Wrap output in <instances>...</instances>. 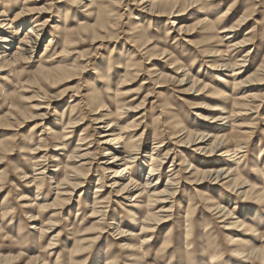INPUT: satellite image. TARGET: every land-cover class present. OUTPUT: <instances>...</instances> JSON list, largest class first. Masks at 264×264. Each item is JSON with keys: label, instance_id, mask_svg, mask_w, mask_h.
I'll return each mask as SVG.
<instances>
[{"label": "rangeland", "instance_id": "rangeland-1", "mask_svg": "<svg viewBox=\"0 0 264 264\" xmlns=\"http://www.w3.org/2000/svg\"><path fill=\"white\" fill-rule=\"evenodd\" d=\"M147 1L0 0V21L11 27L0 29V36L10 32L8 55L30 48L22 40L41 26L28 60L0 72V264H212L214 253L220 260L213 264H250L230 237L264 248V205L255 202L264 187V0ZM175 6L183 11L164 15ZM206 10L212 23L198 25ZM217 116L229 118L214 122ZM187 131L228 142L210 155L213 138L198 150L180 142ZM104 133L139 149L118 186L102 161L120 141L106 147ZM79 147L89 157L70 161ZM239 147L237 163L227 151ZM152 157L164 162L151 180L157 202L144 190ZM195 167L236 171L217 185ZM235 178L255 188L234 189ZM132 179V191L123 193ZM189 204L196 213L185 218ZM216 204L232 217L213 211ZM94 208L107 209L106 218ZM153 212L164 221L142 235ZM236 220L247 227L229 229Z\"/></svg>", "mask_w": 264, "mask_h": 264}, {"label": "bare ground", "instance_id": "bare-ground-1", "mask_svg": "<svg viewBox=\"0 0 264 264\" xmlns=\"http://www.w3.org/2000/svg\"><path fill=\"white\" fill-rule=\"evenodd\" d=\"M159 1H164V0H153V1H151L150 2V5H157L158 4V2ZM195 1H197V0H195ZM146 2H148L147 0H146ZM198 2V1H197ZM149 4V3H148ZM198 5V4H197ZM202 5V4H201ZM191 6V5H190ZM193 6H196V5H193ZM95 7V6H94ZM146 7V6H145ZM156 7V6H155ZM92 8V7H91ZM190 8H192V6L190 7ZM183 10L182 9H180V8H177L176 6L174 7V8H172V9H170V10H165V14L164 15H167L169 18H172L171 16H173L176 12H182ZM147 12V11H146ZM208 11L206 10L205 12H203L202 13V19H200L199 18V20H198V25H203V26H205L206 24H210V23H212L211 22V19H210V17H208ZM32 14V13H31ZM156 14V13H155ZM90 15V14H89ZM200 17V16H199ZM168 18V19H169ZM245 19V18H244ZM81 20V19H80ZM33 24V23H32ZM57 24V23H56ZM214 24V23H213ZM240 24V23H239ZM9 26V24H6V23H4V22H2V21H0V29L1 28H6V27H8ZM34 26V25H33ZM212 26V25H211ZM38 27H41L40 25H36L35 26V28H31V29H29L27 32H28V34L27 35H25L26 36V39L27 40H22V43H24L23 45L25 46V45H28V47H30V48H28V49H23L22 48V51L20 52V53H16L17 55H8L7 54V52L6 51H4V50H6V48H7V45L9 44V42H11V40L9 39V33L10 32H8V30H6L5 29V35H3V36H0V65H2V66H0V72H1V70H2V68L4 67H14V66H16L17 64H19V63H22V62H24V61H26V60H28V55L27 54H29V53H32L33 52V49H34V45H36L37 44V42L36 41H39L40 40V38H39V35H38V33L36 34V31H34V29H37V32L39 31V29H38ZM80 27L83 29V30H89L90 29V26H88V22L87 21H84V19H82L81 20V22H80ZM99 28V27H98ZM234 27H232L231 29H229V30H225V31H223V32H233V29ZM7 29H11V27L9 26ZM56 29H58V28H56ZM99 29H101V28H99ZM103 29V28H102ZM186 29V27L184 26V25H180L179 26V34H180V32L181 31H183V30H185ZM97 29L96 28H93V31H96ZM15 31H17V33L15 34V35H17L18 33H19V31H20V29H17V30H15ZM14 31V32H15ZM177 31V32H178ZM192 32V31H191ZM12 34V33H11ZM31 35H35V36H33V38L31 37V39H30V36ZM95 35V34H94ZM67 39H66V41H69V42H71L70 40H71V37L70 36H67L66 37ZM65 41V42H66ZM51 43L52 42H50V44H49V46L51 45ZM98 43V42H97ZM243 43L244 44H246L247 43V41H244V42H242V43H240V46H242L243 45ZM69 45V44H68ZM149 45V44H148ZM64 46H66V45H64ZM22 47V46H21ZM67 47V46H66ZM235 47V46H234ZM237 47V46H236ZM19 51V50H18ZM66 52V51H65ZM168 53V52H167ZM227 54V53H226ZM166 55V54H165ZM215 55V54H214ZM246 57H248V54L245 56V58ZM232 59H234L233 58V56L231 57ZM90 60V59H89ZM231 63L229 62V66L228 67H233V68H236L238 65L237 64H235V63H232L231 65H230ZM226 65H228V64H226ZM225 66V65H224ZM222 69V68H221ZM263 71V70H262ZM182 72H183V70H182ZM47 73V72H46ZM260 73H262V72H260ZM235 74H238V73H236L235 72ZM187 76H189V73L188 74H186ZM185 75V76H186ZM160 76V75H159ZM150 78V77H149ZM183 78H185V77H183ZM190 78V77H189ZM168 79V78H167ZM64 80V79H63ZM191 80V79H190ZM180 82H182V83H184L185 81H184V79H181L180 80ZM191 82H193V84L195 85V84H198V82L196 81V80H194V79H192V81ZM40 85V84H39ZM207 87V86H206ZM192 88V87H191ZM111 91V90H110ZM113 92V91H112ZM261 103V102H260ZM256 108H259V106H257L256 105ZM107 109V108H106ZM124 110V109H123ZM214 111H216L217 109H213ZM248 110V109H247ZM220 111V110H219ZM251 111V110H250ZM21 113V112H20ZM26 117V116H25ZM24 117V118H25ZM229 118V116L226 118H223V116H221V117H219V116H217L216 117V119H215V121L214 122H217V121H223V120H225V119H228ZM209 120H211V119H209ZM98 122H103V121H98ZM105 122V121H104ZM103 122V123H104ZM170 123H173V121H170L169 122V124ZM70 125L69 126H71V128H73V127H76V123L75 122H70L69 123ZM115 125V124H114ZM112 125H111V127L110 128H108L109 129V131H111L112 132ZM182 131H185L184 129L182 130ZM68 132H70V131H68ZM67 132V133H68ZM250 132V131H249ZM66 133V132H65ZM49 135V134H48ZM68 135V134H67ZM65 136V139H64V141L66 142V140L69 138V136ZM183 136L185 135V140H183V138H182V140H180V142H182L183 141V144H186L187 146H194L195 144H199L200 145V147L198 148V150H201V149H203L202 147L204 146V145H206L210 140H211V138H213V142L210 144L211 146H210V148L208 149V151L211 153L210 155H214V152L215 151H217V150H220V149H223V147H226V144H225V141H226V135H219L218 133L217 134H213V133H209V134H207V132H189V131H187V132H184L183 134H182ZM182 135H180V136H182ZM102 137V141H101V143L100 144H102V145H104V146H109V145H113L114 144V142H116L117 140H119L120 142H118V143H116V149L115 150H112V149H106L107 151H105V155H104V160L102 161V164H103V166H102V168H103V171L105 172V173H110V174H114V176L112 177V179L111 180H113V181H115V183H114V185L115 186H118V181H119V179H117L118 177H123V174L125 175L126 173H129L128 172V169H129V166L135 161V158H136V156L135 155H137L138 154V151H139V149H137L138 147L135 145V143L133 144V145H131L130 147H127V146H122V139H123V137H122V135H120V134H115V133H104L103 135H101ZM179 136V137H180ZM141 137H143V136H141ZM61 139V138H60ZM70 139V138H69ZM82 140H84V139H82ZM226 142H228V140L226 141ZM59 144H60V142H59ZM82 144L83 143H79L78 144V146H82ZM227 144H229V143H227ZM62 145V144H61ZM64 145V144H63ZM1 146V145H0ZM243 146V145H242ZM126 147V148H125ZM230 147V146H229ZM229 147H228V149H229ZM232 147V146H231ZM41 148V147H40ZM56 150H59V148H55ZM120 149L122 150H125L123 153L122 152H118V151H120ZM232 149V148H231ZM243 149H244V147H239V148H237V149H233V150H228L227 152L229 153V155H231L232 154V152H233V158H234V160H236V162L237 163H240V158L241 157H238L239 155H241L244 151H243ZM206 150V149H205ZM104 151V150H103ZM80 153H82V151H81V149H80V147L77 149V151H75L73 154H70L68 157H69V160L71 161H76L77 160V158L78 159H80L81 161H83V159H86V158H88L89 156H88V153H84L83 155H79ZM231 153V154H230ZM228 156V155H227ZM243 157V156H242ZM174 159H176V158H174ZM151 160H152V162H154V164H153V166L151 167V169H150V171H149V174H148V181H147V183H146V186H145V194L146 195H149L150 196V201L151 202H153V201H156L155 199H152V198H154V195H156L157 196V194H155L154 192H152V193H150L152 190H153V187H155L157 184H158V182H154V180L153 181H151L152 180V177H154L155 175H157V169H156V167H157V165L156 164H158V163H161L159 160L160 159H158V158H154V157H152L151 158ZM232 160V159H231ZM230 160V161H231ZM174 161V160H173ZM162 163H164V162H162ZM161 163V165H163ZM156 165V166H155ZM160 165V166H161ZM191 165V164H190ZM124 166V167H123ZM68 167V166H67ZM118 167H120L119 169H117ZM122 167V168H121ZM192 167H193V165H192ZM70 168V167H69ZM72 168V167H71ZM73 168H75V171H74V176H75V178L74 179H78V178H80L81 179V176H80V171L78 170V167H73ZM69 170V169H68ZM73 170V169H72ZM193 170H194V172L196 171V173L198 172V171H200L199 169H197L196 167L195 168H193ZM236 171V169H230V168H227L226 170L224 169V168H222V169H219V170H211V171H200L201 172V175H203L202 177L204 178V179H210V178H212V179H214L215 180V184H217V185H219L221 182H223L224 180H226L227 178H230V177H232V174H233V172H235ZM70 172H71V170H70ZM83 174V173H82ZM66 175V174H65ZM107 175V174H106ZM85 176H86V173H85ZM25 178V177H24ZM68 178V177H67ZM66 178V182L68 181L69 182V180ZM125 178V177H124ZM130 179V178H129ZM176 179V178H175ZM63 180V179H62ZM99 180H101L100 178H99ZM157 180V179H156ZM232 180H234V185H233V188L234 189H236V188H238V187H240V185H244L245 184V186H249L250 187V189H254L255 188V186L253 185V184H249L247 181H245L244 179L243 180H241L240 178L238 179V178H235V179H232ZM231 179L229 180V183L232 181ZM38 181H40V180H38ZM64 181V182H65ZM103 181V180H102ZM169 181H171V183H174L172 180H168V182ZM63 182V181H62ZM228 182V181H227ZM226 182V183H227ZM76 183H74V185H75ZM133 184H134V180L132 179L125 187H123V189H121L122 191H123V193H130L131 191H132V189H131V187L133 186ZM69 185H71L70 183H69ZM232 185V184H231ZM77 187H80L81 186V184H77L76 185ZM149 188L151 189V190H149ZM250 189H248V190H243V194H245V196L247 197L250 193H249V191H250ZM63 191V190H62ZM100 191L99 189H97L96 188V194L98 193V192ZM154 191V190H153ZM262 191V192H261ZM261 191H259V193H257V195L255 196V202L256 203H260V204H263L264 205V187L261 189ZM67 193V192H66ZM171 194V193H170ZM172 194H174V193H172ZM99 199V198H98ZM97 199V200H98ZM102 199V198H101ZM100 199V200H101ZM96 200V199H95ZM59 201V200H58ZM65 201V200H64ZM63 201V202H64ZM175 201V200H174ZM96 203L92 206V207H98L99 208V206H101L103 203H105V202H109V201H100V202H97V201H95ZM157 202V201H156ZM192 204V203H191ZM191 204H189V208H188V210L186 211V213H188V214H186L185 216V218H187V217H192V215L193 214H195L196 213V211L194 212V213H192V211L194 210H192L191 209ZM63 205V204H62ZM92 205V204H91ZM104 206V205H103ZM216 206V207H215ZM213 207H215V209H213V211H216V213H220V212H225V216H227V219L228 218H230V217H232V211L230 210V209H228V210H226V208H221L220 207V204H216V205H214ZM108 208H110V207H108ZM170 208V207H169ZM95 209V208H94ZM212 209V208H211ZM210 209V210H211ZM107 210V209H106ZM103 211L102 209L101 210H94L93 212L95 213L94 215H101L102 216V218L104 219V218H106V216H107V212L108 211ZM217 210H218V212H217ZM226 210V211H225ZM251 210H253V209H251ZM164 212H172V210L171 209H167V210H165ZM163 212V213H164ZM215 213V212H214ZM229 215H231V216H229ZM149 217V218H148ZM148 217H147V221H146V224L144 225V227L142 228V235L144 234H146V233H149V232H151V231H153L154 230V228L157 226V225H159L162 221H164L163 220V218L162 217H160V215H158V214H156V213H150V215L148 214ZM39 218V217H38ZM191 219V218H190ZM144 220H146V219H144ZM188 220V219H187ZM144 222V221H143ZM112 224L113 225H115V229H117V231H119L120 230V233H124L123 232V230H121V228L122 227H120L119 225H118V223H116V222H112ZM234 225L236 228H240V231L241 230H243L244 229V227H247V225L245 224V222H243V221H239V220H236V221H234V222H231V224H230V226L228 227L229 229L230 228H233L231 225ZM143 225V224H142ZM186 225H187V221H186ZM189 225V224H188ZM187 227H191V226H187ZM228 228H227V230H228ZM36 229V228H35ZM251 230V229H250ZM125 231V230H124ZM191 231H192V228H190V229H188V236H187V238L190 236L189 234L191 233ZM254 232V234H256L255 236H259V231L258 230H254L253 231ZM131 235H132V233H131ZM169 236V235H168ZM228 237H230V236H228ZM167 238V237H166ZM151 240V238H150V235L149 236H146V237H143V239H142V242H143V246H148L149 245V241ZM170 240H171V238H167V244L170 246L171 245V242H170ZM229 240V239H228ZM230 240H232L231 241V245L233 246V247H238L239 249H238V251H235L236 252V254L238 255V256H240L241 257V259H242V261L243 262H248V263H250V264H256L257 262H259V263H262V264H264V248H258V247H256V246H244L243 244H239V242L241 241V240H239L237 237H230ZM205 245H204V247L203 248H205V246L207 247L208 246V241L207 240H205ZM230 245V246H231ZM54 248H56V246L54 245V244H51V247L49 248V250H53ZM76 253V252H75ZM72 254H73V252H72ZM217 255H216V253H214L213 254V258H212V261H211V263L213 264V263H215V262H217V261H219L220 259H219V257H218V259H217ZM109 261V260H108ZM107 261V262H108Z\"/></svg>", "mask_w": 264, "mask_h": 264}]
</instances>
